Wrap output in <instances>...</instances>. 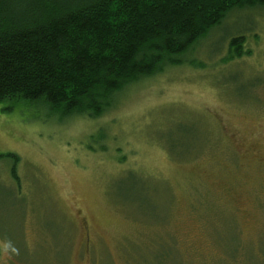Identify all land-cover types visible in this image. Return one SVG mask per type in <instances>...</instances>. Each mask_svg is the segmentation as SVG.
Instances as JSON below:
<instances>
[{
	"label": "rangeland",
	"instance_id": "1",
	"mask_svg": "<svg viewBox=\"0 0 264 264\" xmlns=\"http://www.w3.org/2000/svg\"><path fill=\"white\" fill-rule=\"evenodd\" d=\"M174 59L97 119L0 103V264H264V7Z\"/></svg>",
	"mask_w": 264,
	"mask_h": 264
},
{
	"label": "trees",
	"instance_id": "2",
	"mask_svg": "<svg viewBox=\"0 0 264 264\" xmlns=\"http://www.w3.org/2000/svg\"><path fill=\"white\" fill-rule=\"evenodd\" d=\"M260 7L264 0H0V103L100 118L229 13ZM244 44L231 38L226 61L250 55Z\"/></svg>",
	"mask_w": 264,
	"mask_h": 264
}]
</instances>
